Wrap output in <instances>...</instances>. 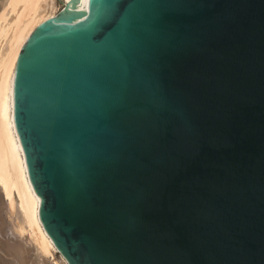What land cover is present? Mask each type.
Segmentation results:
<instances>
[{"label":"water","instance_id":"1","mask_svg":"<svg viewBox=\"0 0 264 264\" xmlns=\"http://www.w3.org/2000/svg\"><path fill=\"white\" fill-rule=\"evenodd\" d=\"M13 103L67 264H264V0H69Z\"/></svg>","mask_w":264,"mask_h":264},{"label":"bare ground","instance_id":"2","mask_svg":"<svg viewBox=\"0 0 264 264\" xmlns=\"http://www.w3.org/2000/svg\"><path fill=\"white\" fill-rule=\"evenodd\" d=\"M58 2L61 7L57 11V0H0V197L4 200L1 202H8L12 215L16 211L9 228L4 229L0 221L3 264L19 263L15 262L19 254L13 251L7 257L4 250L8 244L3 246L4 238L14 234L21 235L27 243H35L40 254L51 249L58 254L61 264H67L40 221V199L30 182L13 120V82L20 50L32 31L67 6L69 0Z\"/></svg>","mask_w":264,"mask_h":264},{"label":"rangeland","instance_id":"3","mask_svg":"<svg viewBox=\"0 0 264 264\" xmlns=\"http://www.w3.org/2000/svg\"><path fill=\"white\" fill-rule=\"evenodd\" d=\"M57 11L59 10V8L61 7L58 0H57ZM56 11V12H57ZM4 201L2 197H0V206L2 208V212L0 211V221H2V226L5 228H9L10 226H12L13 223V217H15L14 213L16 214V211L13 212V215L10 211V208L8 206V202H1ZM0 208V209H1ZM17 208V207H16ZM9 209V210H8ZM17 210V209H15ZM3 214V215H1ZM12 215V216H10ZM1 232V231H0ZM1 234V233H0ZM3 238L4 236L1 235ZM5 241L7 242H3V246L4 244H8L4 250L5 253L7 254V257H9V255H11L13 253V251H15L16 253H18L20 258H18L15 262H18V264H57V262H61V259L59 258L58 254L54 251H52L51 249L49 250V253L47 254H40L38 251V247L35 243H27L25 242L24 238L20 235H16L14 234L13 236H6L4 238ZM23 251H22V250ZM23 254V255H22ZM22 255V256H21ZM0 256L1 258L4 259L3 254L0 252ZM6 257V260H7ZM2 261V259H0ZM63 263V262H62ZM0 264H3V262H0Z\"/></svg>","mask_w":264,"mask_h":264}]
</instances>
